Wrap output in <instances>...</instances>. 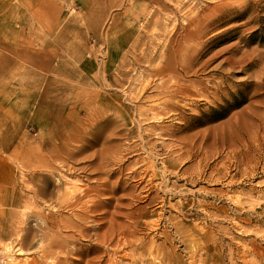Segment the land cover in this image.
I'll return each mask as SVG.
<instances>
[{"label": "rangeland", "instance_id": "rangeland-1", "mask_svg": "<svg viewBox=\"0 0 264 264\" xmlns=\"http://www.w3.org/2000/svg\"><path fill=\"white\" fill-rule=\"evenodd\" d=\"M101 179L128 234L60 263L264 264V0H0V264H59L5 234Z\"/></svg>", "mask_w": 264, "mask_h": 264}, {"label": "bare ground", "instance_id": "bare-ground-1", "mask_svg": "<svg viewBox=\"0 0 264 264\" xmlns=\"http://www.w3.org/2000/svg\"><path fill=\"white\" fill-rule=\"evenodd\" d=\"M49 152L50 153H48V155L51 154L50 159L52 158V161L50 163H47V164L42 163V160L45 159L44 158L45 152L43 153L42 151H36V152H32V154H30V155L28 153L26 156L24 155L25 157H27V156L31 157L32 161L29 162L28 165L27 164L25 165L24 164L25 162L21 161V166L25 167V168H31L33 171H40L42 174L47 173L46 175L44 174L45 176H55L56 172H57L56 169H58V170L64 169L62 171L68 173L70 176H73L74 172L78 171V170H75L73 167H71L69 164H67V161H69L70 159H67V160L61 159V157L59 156L60 153L57 154L58 153L57 151H54V152H57L56 154L54 152H52V150ZM13 153H14V151H13ZM29 157H28V159H29ZM12 158H13V156H12ZM15 158H16V160L21 159L19 152H17V154L15 152ZM15 158H14V160H15ZM71 158L75 159L74 157H71ZM16 160H15V162H17ZM22 160H23V158H22ZM55 160H60V163L57 164V165H60L59 167L56 166L54 163H52V162H55ZM81 170L84 171V168H82ZM40 172L38 174H40ZM31 173H33V172H31ZM38 178L40 179V177H38ZM57 180H59V179H57ZM99 182H100V184L98 186H87L86 185L84 187H76L74 184V185L69 186V187L66 186L67 188H63L64 191H61L62 194H59V195H61V199H62V203H60V204H62L61 208L66 209V210L68 209V211L70 210L73 213L72 218L58 216V215H56V213H52L50 215L47 214V216L44 217L41 214L38 215L35 213L37 215V216H35V214H33L31 212H30V214H28V212H25L28 215H23L21 220L18 219L15 222L13 221V223H15V224H12L13 226H11V227H13V230L8 231V233L5 232L7 234L4 233L7 236L6 238H8V241H9V242L7 241L8 244H6V246L3 244L5 246L4 249L10 248V247H12V248L17 247L18 253L22 254V255L38 254V256L45 261L48 259H54V260L57 259L58 260V258L61 257V255H63V254L66 255V257L70 258V257H72L70 255H72L73 252L80 253L82 248L80 246L77 247V245L81 239H85V240H87V239L91 240L92 239L95 246L98 245L101 247H105L106 253H107V251H109V248H111L114 252L113 254H115L117 252L118 247L122 244V240H125V237L127 236L126 235L127 225H124L125 223L121 222L122 220L120 221L116 216L114 217V214L118 213L117 211H114V212L112 211L110 214L108 213V217H110V218L108 219V221L105 220V222H104V219L106 218L104 216V213L103 214L99 213L100 211H99L98 204L100 202L99 203L94 202V200H93V202L92 201H83L86 197L89 200L90 194L95 195L93 197H99L100 198L102 196L103 192H107L109 190L108 192L114 193L117 189V185H118L117 183H112L109 185V182H108L109 188L107 189V186H106L107 181L106 180L101 179V180H99ZM65 184H66V182H65ZM54 186H56V185H54ZM56 187L62 188L63 185L60 182ZM150 189H148V190H150ZM49 191H50L49 187L45 188L44 186H39V187H36L35 189L32 190V192L34 194H38V195L39 194L46 195L47 193H49ZM57 191H59V189H57ZM53 193H54V191H53ZM112 201H114V200H112ZM115 202H116V198H115ZM107 204H109V203L107 202ZM114 205H117V204H114ZM107 209H108V207H107ZM112 209H113V207H112ZM102 210H103V208H102ZM13 212H16V211H13ZM103 212H104V210H103ZM22 213H24V212H22ZM89 213H91L93 215L90 216V215H88ZM129 213H130V211H129ZM129 213H126L125 215L123 213L124 217L125 216L127 218L130 217V215H132L131 213H133V212H131L130 214ZM118 214L120 215V213H118ZM120 216H122V215H120ZM68 217H71V214ZM130 219L132 220V218H130ZM107 222H108V224H107ZM127 222H128V220H127ZM122 223H124V224H122ZM125 227H126V230L124 229ZM129 228H130V226H129ZM136 247H138V246H136ZM74 248H76V249H74ZM100 251H102V250H100ZM118 252H120V251H118ZM98 253H100V252H98ZM100 255H101V253H100ZM1 256H0V263L2 261ZM7 258H5V259H7ZM110 259L108 258V260H110ZM26 260H27V258H26ZM43 260H41V261H43ZM58 261H57V263H58ZM87 261H85V262H87ZM89 261H90V259H89ZM62 262H63V260H62ZM62 262L60 263V261H59V264H63ZM110 262H112V259ZM35 264H38V262L35 261ZM55 264H56V262H55ZM111 264H113V262Z\"/></svg>", "mask_w": 264, "mask_h": 264}]
</instances>
